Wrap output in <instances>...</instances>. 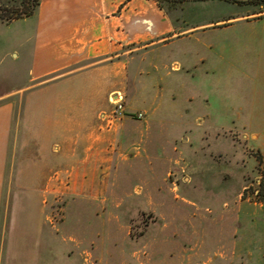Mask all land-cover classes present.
Masks as SVG:
<instances>
[{"label":"rangeland","instance_id":"rangeland-1","mask_svg":"<svg viewBox=\"0 0 264 264\" xmlns=\"http://www.w3.org/2000/svg\"><path fill=\"white\" fill-rule=\"evenodd\" d=\"M3 1L8 2L0 0V6ZM159 4L177 32L251 8L230 0ZM8 24L0 19V113L9 115L12 108L17 116L22 97L6 95L26 86L30 60L10 52L32 47L35 20ZM197 31L172 47L192 54H175L169 65L174 59L197 65L195 76L183 75V85L180 75L163 81L162 72L156 75L140 63L160 58L161 45L124 46L125 57L134 59L127 88L118 95L124 98L123 115L140 128L133 141L148 151L123 163L106 183L89 182L91 192L25 198V192L40 191L33 182H18L14 142L10 166L4 163L7 133L0 127V192L4 187L11 193L10 221L32 222L34 214L26 211L36 207L43 223L39 242L9 232L6 247L15 245L6 264H264V18L226 31L212 26ZM133 62L142 65L138 82ZM179 113L201 119L207 114L212 130L226 132L204 135L202 128L182 138L173 126ZM256 133L262 136L258 141ZM170 159L177 163L168 167ZM52 186L65 190L64 184Z\"/></svg>","mask_w":264,"mask_h":264},{"label":"crops","instance_id":"crops-1","mask_svg":"<svg viewBox=\"0 0 264 264\" xmlns=\"http://www.w3.org/2000/svg\"><path fill=\"white\" fill-rule=\"evenodd\" d=\"M263 6L254 4L245 15L225 16L211 21V25H196L177 32L176 22L157 0H41L33 16L19 19L35 20L32 47L27 50L23 47L19 53L10 52L17 60L21 57L30 60L26 86L6 95L22 97L21 111L16 116L11 108L7 117L0 113L5 118L0 127L7 133L4 163L10 166L14 142V151L18 152V182H33L40 191L25 192V198H43L48 193L64 196L91 192L89 182L106 183L123 163L138 159L142 151H148L147 147L143 149L133 141V136L140 131L136 123L124 115L116 119L113 116V101L126 90L131 76L130 63L134 59L125 57L124 46L145 41L150 42L149 46L161 45L160 58L154 60L148 56L140 63H146L156 75L162 72L163 81L172 74L180 75L183 85L182 77L195 76L192 73L197 65L176 63V59L173 65L168 64L175 54H180L179 57L192 54L184 50L186 47L173 50L178 41L190 40L200 32L197 30L207 26L226 31L244 21L262 20ZM210 46L214 47L212 43ZM140 63H132L137 82ZM202 116L201 119L197 113H179L178 122L173 126L182 138L202 128L204 135L226 132L223 128L212 130L208 115ZM237 118L242 119V115L238 114ZM148 127L147 123L145 129ZM257 135L256 141L262 137ZM174 152L179 156L184 154L180 148H174ZM176 163L177 159H170L168 167ZM55 183L64 184L65 190L52 186ZM21 195L14 194V198ZM10 199L11 193L3 187L0 192V264L10 259L9 247L15 245L10 242L6 247L9 232L19 233L27 242H39L43 233L42 211L36 207L26 211L34 214L32 222L10 221Z\"/></svg>","mask_w":264,"mask_h":264},{"label":"trees","instance_id":"trees-1","mask_svg":"<svg viewBox=\"0 0 264 264\" xmlns=\"http://www.w3.org/2000/svg\"><path fill=\"white\" fill-rule=\"evenodd\" d=\"M174 1V0H157ZM249 5H264V0H252L245 2ZM41 0H8L0 6V19L6 23L33 16L40 7Z\"/></svg>","mask_w":264,"mask_h":264},{"label":"built area","instance_id":"built-area-1","mask_svg":"<svg viewBox=\"0 0 264 264\" xmlns=\"http://www.w3.org/2000/svg\"><path fill=\"white\" fill-rule=\"evenodd\" d=\"M124 98L122 95H118L117 102H115V116H122L124 113ZM139 118H142V115H139Z\"/></svg>","mask_w":264,"mask_h":264}]
</instances>
